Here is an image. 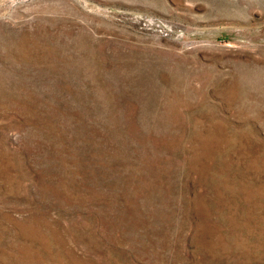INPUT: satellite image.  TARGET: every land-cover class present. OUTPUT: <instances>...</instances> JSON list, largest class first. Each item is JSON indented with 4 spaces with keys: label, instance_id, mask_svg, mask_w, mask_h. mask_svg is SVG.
Segmentation results:
<instances>
[{
    "label": "rangeland",
    "instance_id": "1",
    "mask_svg": "<svg viewBox=\"0 0 264 264\" xmlns=\"http://www.w3.org/2000/svg\"><path fill=\"white\" fill-rule=\"evenodd\" d=\"M0 264H264V0H0Z\"/></svg>",
    "mask_w": 264,
    "mask_h": 264
}]
</instances>
